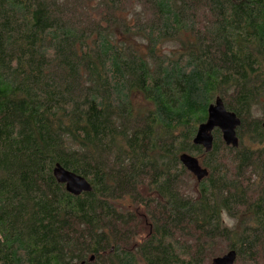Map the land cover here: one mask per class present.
Listing matches in <instances>:
<instances>
[{
	"label": "trees",
	"instance_id": "1",
	"mask_svg": "<svg viewBox=\"0 0 264 264\" xmlns=\"http://www.w3.org/2000/svg\"><path fill=\"white\" fill-rule=\"evenodd\" d=\"M133 1L0 0V264H264V0Z\"/></svg>",
	"mask_w": 264,
	"mask_h": 264
},
{
	"label": "water",
	"instance_id": "2",
	"mask_svg": "<svg viewBox=\"0 0 264 264\" xmlns=\"http://www.w3.org/2000/svg\"><path fill=\"white\" fill-rule=\"evenodd\" d=\"M207 114V121L198 127L193 144L203 147L207 153L211 152L214 144L213 133L218 129L222 133V139L226 146L237 148L239 146L237 130L242 124L237 115L229 112L223 100L220 98H217L215 102L208 107ZM180 161L196 178L198 183H201L208 177L209 173L207 169H204L200 165L199 160L195 157L184 154L180 157ZM54 176L58 183L65 185L66 191L75 197L92 191L90 183L85 178L65 170L60 165L56 166ZM236 259L237 254L232 251L223 257L214 259L212 264H235Z\"/></svg>",
	"mask_w": 264,
	"mask_h": 264
},
{
	"label": "rangeland",
	"instance_id": "3",
	"mask_svg": "<svg viewBox=\"0 0 264 264\" xmlns=\"http://www.w3.org/2000/svg\"><path fill=\"white\" fill-rule=\"evenodd\" d=\"M130 1H132L130 4H129V2ZM128 5H129V8H130V11L132 12L133 10H135V9H139L140 10V8L139 7H137V3H135L133 0H128ZM137 7V8H136ZM174 46V45H173ZM176 48L177 47H169V48H166L165 49V51L164 52H166L167 54H172V53H174V51L176 50ZM141 50V54H145V50L143 49V48H140ZM135 99H136V102L141 106V107H143V106H147L148 107V105L143 101V98L142 97H135Z\"/></svg>",
	"mask_w": 264,
	"mask_h": 264
}]
</instances>
